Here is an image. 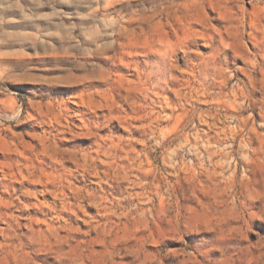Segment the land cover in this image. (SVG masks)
Instances as JSON below:
<instances>
[{
	"label": "clouds",
	"instance_id": "1",
	"mask_svg": "<svg viewBox=\"0 0 264 264\" xmlns=\"http://www.w3.org/2000/svg\"><path fill=\"white\" fill-rule=\"evenodd\" d=\"M0 264H264V0H0Z\"/></svg>",
	"mask_w": 264,
	"mask_h": 264
}]
</instances>
